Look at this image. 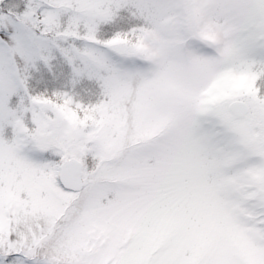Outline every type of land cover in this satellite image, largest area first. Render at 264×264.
<instances>
[{
  "label": "snow or ice",
  "instance_id": "1",
  "mask_svg": "<svg viewBox=\"0 0 264 264\" xmlns=\"http://www.w3.org/2000/svg\"><path fill=\"white\" fill-rule=\"evenodd\" d=\"M0 264H264V0H0Z\"/></svg>",
  "mask_w": 264,
  "mask_h": 264
}]
</instances>
